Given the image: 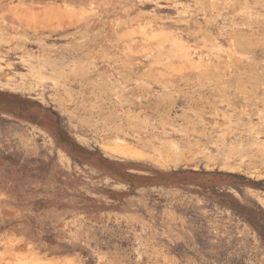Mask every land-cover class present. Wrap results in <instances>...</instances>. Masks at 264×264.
Masks as SVG:
<instances>
[{
  "label": "rangeland",
  "instance_id": "1",
  "mask_svg": "<svg viewBox=\"0 0 264 264\" xmlns=\"http://www.w3.org/2000/svg\"><path fill=\"white\" fill-rule=\"evenodd\" d=\"M0 90V264H264V0H0Z\"/></svg>",
  "mask_w": 264,
  "mask_h": 264
},
{
  "label": "trees",
  "instance_id": "2",
  "mask_svg": "<svg viewBox=\"0 0 264 264\" xmlns=\"http://www.w3.org/2000/svg\"><path fill=\"white\" fill-rule=\"evenodd\" d=\"M23 100L30 101L36 107L42 109H48L46 106L42 104L39 100H30L23 98L20 94L12 93L8 91L0 90V113L9 114L15 117H28L26 119H33L35 121V117L29 113V105H25ZM31 113V112H30ZM44 115H48L47 112L44 111ZM37 121V120H36ZM51 135L56 140L58 146L76 163L80 165H89L94 170H96L97 175L100 177H107L111 180L118 181L120 183H126L129 187H136V180L138 177L135 174H128L127 178L126 172L122 170L120 167V163L118 160L112 159L110 156L106 155V153L101 148L89 149L86 146L79 143L74 137L70 135L66 129L60 125H56L54 130L51 129ZM190 173L194 175L198 174H207V175H215V174H226L229 176H236V173L233 172H222V171H207L204 169L201 170H193V169H183L177 168L168 171L165 174H159L157 178L152 180L153 184H178L182 185L185 183L183 178V174ZM254 183H258L253 180ZM61 183L69 188L71 183L68 181L67 183L61 180ZM68 190V189H67ZM67 193H58L56 196L58 200H50L49 198H43L45 202V206L50 203H57L59 208L69 207V202H65V198ZM90 197H87V199ZM26 221V220H24ZM32 231L34 233H38L40 226L36 225L34 221H32ZM47 235H45L44 239L51 240L55 237L54 233H51V230L46 231ZM51 233V234H49ZM65 245V244H63ZM65 247H68L65 245ZM68 249V248H67Z\"/></svg>",
  "mask_w": 264,
  "mask_h": 264
},
{
  "label": "bare ground",
  "instance_id": "3",
  "mask_svg": "<svg viewBox=\"0 0 264 264\" xmlns=\"http://www.w3.org/2000/svg\"><path fill=\"white\" fill-rule=\"evenodd\" d=\"M122 148V147H121ZM122 150V149H121ZM126 151H128V149L126 150Z\"/></svg>",
  "mask_w": 264,
  "mask_h": 264
}]
</instances>
